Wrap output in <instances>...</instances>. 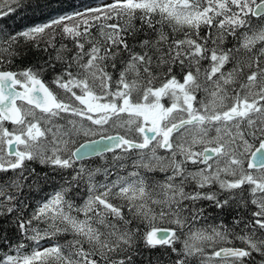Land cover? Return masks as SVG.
I'll list each match as a JSON object with an SVG mask.
<instances>
[{
	"label": "snow or ice",
	"instance_id": "snow-or-ice-1",
	"mask_svg": "<svg viewBox=\"0 0 264 264\" xmlns=\"http://www.w3.org/2000/svg\"><path fill=\"white\" fill-rule=\"evenodd\" d=\"M32 7L0 0V21ZM27 48L47 60L12 70ZM35 165L62 179L39 200ZM0 221L17 234L0 264H138L141 244L264 264V0H98L0 27Z\"/></svg>",
	"mask_w": 264,
	"mask_h": 264
},
{
	"label": "trees",
	"instance_id": "trees-1",
	"mask_svg": "<svg viewBox=\"0 0 264 264\" xmlns=\"http://www.w3.org/2000/svg\"><path fill=\"white\" fill-rule=\"evenodd\" d=\"M25 2H30L33 7L18 11L17 13L8 16L4 20L0 21V27L7 25V30L19 32L34 24L46 22L47 20L59 15H64L66 13L75 11H83L85 7L95 6L98 0H25ZM37 4L40 6L35 7ZM22 52L25 54L22 55L21 58L17 59L13 65V69L15 70L33 66L39 67L48 58L47 53L34 48L22 49ZM52 75L53 74L48 71L44 73V79L51 80ZM107 155L110 157L109 154ZM88 163H91L92 166L95 167L97 164H102L104 162L99 160L98 162L89 161ZM35 167L37 168V171L40 172L41 176H43V174L46 172L49 176V179L46 182L41 180V186L43 190L40 191L38 195L34 193V195H36V199L39 200L41 197H45L57 190L60 183H62V179L58 174L51 172L47 168H41L39 165H35ZM205 207H207L206 202ZM205 214H211L214 217L223 218L226 223H231L230 214L225 215L224 213H220L218 210L211 208H208ZM218 222L219 219H217V223ZM155 226L169 227L166 222H160L159 220L155 222ZM5 229H7L8 235L10 237H13V239L17 238L14 226L7 222L0 221V235H3ZM143 230L145 229L142 226V231ZM136 259L138 264H157L158 261L159 264H167V249L159 246L155 249H149L141 244L140 252Z\"/></svg>",
	"mask_w": 264,
	"mask_h": 264
},
{
	"label": "flooded vegetation",
	"instance_id": "flooded-vegetation-1",
	"mask_svg": "<svg viewBox=\"0 0 264 264\" xmlns=\"http://www.w3.org/2000/svg\"><path fill=\"white\" fill-rule=\"evenodd\" d=\"M12 70H15V69H12ZM46 81H50V80H46ZM54 87V86H53ZM110 155V154H109ZM101 161V162H104V160H102V159H100V158H98V157H96V156H92V157H90L89 158V160L88 161H86V162H89V161H91V162H98V161ZM98 165V164H97Z\"/></svg>",
	"mask_w": 264,
	"mask_h": 264
},
{
	"label": "water",
	"instance_id": "water-1",
	"mask_svg": "<svg viewBox=\"0 0 264 264\" xmlns=\"http://www.w3.org/2000/svg\"><path fill=\"white\" fill-rule=\"evenodd\" d=\"M96 139H99V137H97ZM160 229H164V228H168V227H158Z\"/></svg>",
	"mask_w": 264,
	"mask_h": 264
}]
</instances>
